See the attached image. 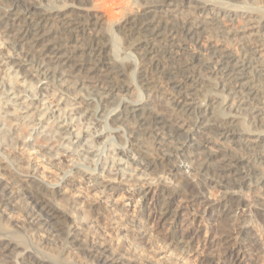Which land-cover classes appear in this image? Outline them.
Returning a JSON list of instances; mask_svg holds the SVG:
<instances>
[{
  "label": "bare ground",
  "instance_id": "1",
  "mask_svg": "<svg viewBox=\"0 0 264 264\" xmlns=\"http://www.w3.org/2000/svg\"><path fill=\"white\" fill-rule=\"evenodd\" d=\"M123 2L0 0V264H264V0Z\"/></svg>",
  "mask_w": 264,
  "mask_h": 264
},
{
  "label": "rangeland",
  "instance_id": "2",
  "mask_svg": "<svg viewBox=\"0 0 264 264\" xmlns=\"http://www.w3.org/2000/svg\"><path fill=\"white\" fill-rule=\"evenodd\" d=\"M119 1H121L120 3H122V4H120V3L118 4ZM123 1H124V0H123ZM123 1H122V0H88V3H87V4H88V6H89V2H90V3H94L95 5H101V6L104 4V5L106 6V9L104 10L103 13H108V11L111 10V12L113 11L112 13L114 14V16H111V15H110V14H112V13L109 14V20H110V21H109V24H113V23L117 24V23L120 22L121 18H123V17H125V16H127V15L129 14V13L126 14V12H127V10H128L129 8H127V9L125 8V5L123 4V3H124ZM113 3H114V8H115V9L112 7V6H113ZM106 4H107V5H106ZM111 4H112V5H111ZM115 4H116V5H115ZM117 4H118V5H117ZM92 5H93V4H91V6H92ZM110 5H111V8H112V9H110ZM119 5H120V6H119ZM123 5H124V6H123ZM91 6H90V7H91ZM107 6H108V7H107ZM115 6H116V7H115ZM117 6H118V7H117ZM122 7H124V8L126 9V10H124V11H125L124 13H123V10H122L123 8H122ZM117 9H119V10H118L119 13H117ZM120 9H121V10H120ZM106 10H108V11H106ZM105 11H106V12H105ZM115 11H116V12H115ZM128 12H130V11H128ZM115 13H116V14H115ZM113 14H112V15H113ZM123 14H124V15H123ZM120 15H121V16H120ZM117 43H118V41H117ZM120 43H121V42H120ZM121 46H122V45H121ZM121 46H120V45L118 46L117 44H115V52H116L117 50H119V47H121ZM15 124H16V123H15ZM13 125H14V122H13L12 126H13ZM1 126H2V125L0 124V128H1ZM12 126H11V127H12ZM16 127H17V126H16ZM16 127L14 128V130L17 129ZM26 129H27V128H26ZM37 129H38V126H36L35 129H31V128H29V129H28L29 134H27V135H26L27 137L25 136L23 139L26 140V141L29 139V141H32V142H34V141L36 140L35 142H37L38 144H40V145H41V144H44V143H42L41 140L38 139L39 141H37V138H35L34 133L37 132ZM38 131L40 132L41 129L38 130ZM18 132H21V134L23 135V132H22L21 130H18ZM26 138H27V139H26ZM41 139H43V138H41ZM33 140H34V141H33ZM35 142H34V143H35ZM63 144H66V142H64ZM106 145H107V144H106ZM45 146H49V148H56V147H57V143H54V142H52V141H47V143L45 144ZM63 146H64V145H63ZM63 146H62V147H63ZM107 147H109V146H107ZM72 148H74V147H73V146L70 147V149H72ZM109 148H111V147H109ZM74 149H75V148H74ZM90 158H91V157H90ZM122 172H124V170H123ZM125 172H126V173H127V172L129 173V171H125ZM194 180H195V179H194ZM191 184H193V183H191ZM193 208H194V207H193ZM195 208H198V207H195ZM224 222H225V221H223L222 223H224ZM250 230H251V235H254V234H252V233L254 232V231H253V228H251ZM13 237H14V235H13ZM15 237H17L16 234H15ZM22 241H24L23 243H26V244L31 245V244H30L31 242H29L28 240H26L27 242H26L25 240H22ZM9 258H10V257L6 258L5 261H6V262H11V261L13 262V261H14L13 259L11 260V259H9ZM210 260H212V259H210Z\"/></svg>",
  "mask_w": 264,
  "mask_h": 264
}]
</instances>
